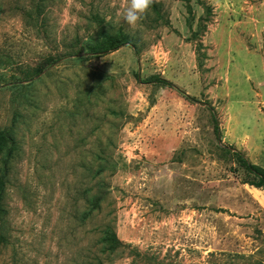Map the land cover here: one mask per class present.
<instances>
[{
    "label": "rangeland",
    "instance_id": "1",
    "mask_svg": "<svg viewBox=\"0 0 264 264\" xmlns=\"http://www.w3.org/2000/svg\"><path fill=\"white\" fill-rule=\"evenodd\" d=\"M155 3L133 33L121 0H0V264H264V188L225 148L264 167V0ZM102 24L134 46L37 72ZM86 189L103 197L87 214Z\"/></svg>",
    "mask_w": 264,
    "mask_h": 264
},
{
    "label": "trees",
    "instance_id": "2",
    "mask_svg": "<svg viewBox=\"0 0 264 264\" xmlns=\"http://www.w3.org/2000/svg\"><path fill=\"white\" fill-rule=\"evenodd\" d=\"M156 10H158V5L154 3L152 5ZM102 21V20H100ZM132 43L130 42L129 35L125 33L122 29L114 30L110 28H106L105 25H100V29L96 35V37L93 39L92 42H87V44L84 46H81L79 49H74V51L66 52L63 55L60 54H53L46 58V61L44 64H42L40 67L37 68L38 73H42L45 70L49 69L53 65L57 64L63 58L65 57H78L81 60H89L93 57L99 56V55H105L110 52H113L115 50H118L122 46ZM135 43H132L134 46ZM136 52L138 50L136 49ZM96 85L94 87L95 90H99L96 93V96H100L101 94L105 93V86L104 82L108 79H111L112 76H109L106 72H96ZM137 78L141 82L149 83V84H161V85H172L174 86V82L169 80L168 78L160 75V74H152L148 76L145 79H142L140 73L137 72ZM90 92L93 93V89L89 91L88 96L87 93L84 90H80L78 92L77 97V106L80 108L81 114H89V106L91 102L90 98ZM103 97V96H101ZM78 110V111H79ZM212 110V115L215 120V133L217 135V138L221 140V130H220V123L219 119L217 117L216 110L214 108ZM106 112H110L114 114L116 117H121L122 112L117 110L116 108L110 107L105 110ZM16 148L15 143H13V138L11 134L8 132V130H2L0 131V149H5V157L3 158V167L1 169V175H0V204L2 199L3 191L6 187V176L8 174L9 170V162L13 155V151ZM226 149L230 150L234 156L236 157L237 161L240 163V165L246 170L247 176L249 179L246 180L247 183L250 185H253L258 188H264V167L252 162L244 152L241 150L235 148L232 145L225 146ZM108 155L105 153V148H100L98 152L93 153V161L92 163L88 162L87 160H84L83 167L85 169V176H102V174L105 171L104 162H101L98 168L94 167V161L97 159L103 160L105 156ZM84 159V158H83ZM86 197H85V203L87 205V213L89 211L95 209L100 205V201L103 198L102 193L98 192L97 194H89V190L86 189ZM220 211H226L224 208H220ZM116 240V242L121 243L120 240L117 238L115 233H113V239ZM113 247H116V245H113ZM103 264V263H102Z\"/></svg>",
    "mask_w": 264,
    "mask_h": 264
},
{
    "label": "clouds",
    "instance_id": "3",
    "mask_svg": "<svg viewBox=\"0 0 264 264\" xmlns=\"http://www.w3.org/2000/svg\"><path fill=\"white\" fill-rule=\"evenodd\" d=\"M155 2L157 0H121L120 11L117 12L118 22L122 20L134 33Z\"/></svg>",
    "mask_w": 264,
    "mask_h": 264
},
{
    "label": "crops",
    "instance_id": "4",
    "mask_svg": "<svg viewBox=\"0 0 264 264\" xmlns=\"http://www.w3.org/2000/svg\"><path fill=\"white\" fill-rule=\"evenodd\" d=\"M238 2H240V1H238Z\"/></svg>",
    "mask_w": 264,
    "mask_h": 264
}]
</instances>
